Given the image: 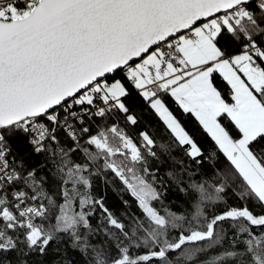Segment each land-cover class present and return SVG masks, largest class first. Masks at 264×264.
Wrapping results in <instances>:
<instances>
[{
  "label": "trees",
  "instance_id": "16d2710c",
  "mask_svg": "<svg viewBox=\"0 0 264 264\" xmlns=\"http://www.w3.org/2000/svg\"><path fill=\"white\" fill-rule=\"evenodd\" d=\"M5 5L0 3V11ZM248 10V16L215 24L212 43L221 59L258 45L249 65L264 80V4L249 3ZM116 80L125 90L118 103L74 124L72 139L57 131L33 152L32 137L21 128L4 131L0 150L16 162L13 188L28 192L44 214L32 225L38 236L30 242L29 229L0 192V264H108L122 255L126 264H264V222L251 223L244 215L264 216V204L234 165L167 86L138 93L121 72L106 79ZM209 80L231 103L220 74L212 72ZM254 95L264 108V85ZM153 99L176 120L197 155L171 134L150 106ZM217 120L230 140L240 138L225 114ZM93 137H102L106 150L93 148ZM246 148L264 171V134ZM195 232L206 236L180 242Z\"/></svg>",
  "mask_w": 264,
  "mask_h": 264
},
{
  "label": "water",
  "instance_id": "95a60500",
  "mask_svg": "<svg viewBox=\"0 0 264 264\" xmlns=\"http://www.w3.org/2000/svg\"><path fill=\"white\" fill-rule=\"evenodd\" d=\"M253 1L40 0L26 16L0 20V127L41 118L167 40ZM256 79L245 78L254 92Z\"/></svg>",
  "mask_w": 264,
  "mask_h": 264
},
{
  "label": "rangeland",
  "instance_id": "374dc122",
  "mask_svg": "<svg viewBox=\"0 0 264 264\" xmlns=\"http://www.w3.org/2000/svg\"><path fill=\"white\" fill-rule=\"evenodd\" d=\"M0 3L4 4V0H0ZM10 17L13 16L10 15ZM16 19H3L0 17V20L4 21ZM190 31L196 37L195 42L188 41L183 35L176 39V55H178L180 64L188 70V73L178 75L176 70L168 65L164 74L166 80L160 84L168 87L170 97L182 110L192 113L202 129L220 148L264 204V171L246 148V144L251 138L260 133L264 134V108L255 97L252 87L239 74L249 78V75L254 73L257 77L256 81L258 80L256 83H260L261 87L264 85V80L250 65L248 72L244 75V71H241V69L244 70L247 67V62L245 61L241 60L240 63L239 61L219 58L220 55L212 43V38L216 31L214 21L201 22ZM157 55H160V51L155 48L135 64V69L141 71L146 82H149V79L145 75L144 70L141 69V66L148 65L155 68L158 62ZM247 60L249 62L248 58ZM212 72L220 74L228 85L231 92V103L224 102L212 87L209 80V75ZM172 78L174 79L167 82ZM109 84L110 90L107 91L109 96L119 98V96L124 94L125 90L120 82L116 80ZM150 106L168 130L172 132L171 134L179 142L188 144L189 154L191 156L197 155L198 149L182 131L176 120L168 113L161 101L153 99L150 102ZM221 113L225 114L239 130L240 138L238 140H230L219 125L217 117ZM166 117L167 119H165ZM170 121L172 125H170ZM173 125L178 128L179 133L173 130ZM90 142L93 148L106 150L102 137H93ZM145 211L147 215L154 219L149 210L145 209ZM244 215L251 223L264 222V216L252 218L248 214ZM28 231L29 241L34 242L38 236L36 229L32 227ZM205 236L206 233L195 232L180 238V242H193Z\"/></svg>",
  "mask_w": 264,
  "mask_h": 264
},
{
  "label": "built area",
  "instance_id": "2783aa9c",
  "mask_svg": "<svg viewBox=\"0 0 264 264\" xmlns=\"http://www.w3.org/2000/svg\"><path fill=\"white\" fill-rule=\"evenodd\" d=\"M39 1L40 0H4V4L6 5L1 11L0 17L3 19H16L26 16ZM14 3L20 4V6L16 8L13 7ZM252 3L257 6H262L264 0H255ZM248 5L249 4L235 5L229 11L218 14L209 20L214 21L215 24H218L222 19L224 20L226 18L235 21L240 17L249 15ZM10 15L13 17H10ZM181 35L192 43L196 41L195 35L191 33L190 30ZM177 37L169 39L157 47L160 51V56L155 68L148 65L141 66V69L144 70L145 75L150 80L149 82L144 80V75H142L141 71L135 69V64L137 62L124 67L120 72L126 79L127 84L132 86L138 93L149 91L151 87L166 80L164 74L168 65L172 66L178 75L187 74L188 70L180 64L178 57L173 53L177 45ZM257 50L258 45L242 46L236 53L228 56L226 59L239 61L240 63L241 60L247 62V67H245L244 70L241 69V71H244L243 74L245 75L249 70L247 58L255 54ZM108 90H110V84L107 83L106 80L98 81L85 88L74 98L44 114L41 118H26L9 127H0V145L3 141L4 131L11 127L21 128L24 133L32 137L30 147L33 152L39 151L43 143L57 131L64 132L72 139V127L74 124H80L84 119L98 116L102 112L112 109L118 103L120 97L114 98L109 96L107 94ZM64 111L70 112L69 114L61 113ZM60 114L63 115L62 119L59 118ZM36 119H42V121L36 122ZM15 163L14 160L8 158L5 151L0 150V192L7 195L20 224L30 229L35 221L43 216L44 209L42 206L38 205L24 189L13 188V184L16 180L14 171Z\"/></svg>",
  "mask_w": 264,
  "mask_h": 264
},
{
  "label": "crops",
  "instance_id": "0c3cea01",
  "mask_svg": "<svg viewBox=\"0 0 264 264\" xmlns=\"http://www.w3.org/2000/svg\"><path fill=\"white\" fill-rule=\"evenodd\" d=\"M159 56H160V55H159ZM159 56L157 55L158 60H159ZM177 56H178V55H177ZM157 63H158V62H157ZM220 76H221V75H220ZM173 79H174V78L168 80L167 82H170V81L173 80ZM175 79H176V78H175ZM120 84H121V83H120ZM122 95H123V94H122ZM122 95H121V96H122ZM121 96H119V97H121ZM165 119H167V117H166ZM170 125H172V124H171V121H170ZM173 130H176L177 133H179V132H178V128H176V126H174V125H173ZM169 131H170V130H169ZM170 132H171V131H170ZM171 133H172V132H171ZM180 143H182V142H180ZM182 144H185V143H182Z\"/></svg>",
  "mask_w": 264,
  "mask_h": 264
}]
</instances>
